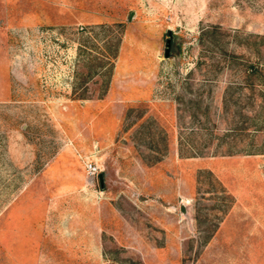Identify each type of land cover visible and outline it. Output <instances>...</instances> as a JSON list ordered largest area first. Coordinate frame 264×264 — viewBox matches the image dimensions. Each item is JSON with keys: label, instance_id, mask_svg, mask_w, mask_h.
<instances>
[{"label": "rangeland", "instance_id": "rangeland-1", "mask_svg": "<svg viewBox=\"0 0 264 264\" xmlns=\"http://www.w3.org/2000/svg\"><path fill=\"white\" fill-rule=\"evenodd\" d=\"M255 64L264 0H0V264H264Z\"/></svg>", "mask_w": 264, "mask_h": 264}, {"label": "trees", "instance_id": "trees-1", "mask_svg": "<svg viewBox=\"0 0 264 264\" xmlns=\"http://www.w3.org/2000/svg\"><path fill=\"white\" fill-rule=\"evenodd\" d=\"M116 55V51H114V53H112V56L114 57ZM249 76L251 78V89L252 90H255L254 88L252 87H256L258 88L259 84L256 85V81H263L264 82V64H255V65H251L249 71ZM264 86V84H263ZM257 90V94L258 96H255L254 98H251V103H253L254 105L256 104V102L259 103L258 106H261L262 109H264V97H262L263 95V89H256ZM261 96V97H260ZM81 98H84V97H81ZM257 116H258V113H257ZM251 119L253 120H256L257 118L254 116L253 118H251V116H246V117H243V120H241V122H239V125H236V127H231L228 129V134L226 136H231L233 135L232 137L235 138L236 136L234 135H237L238 133H243L245 132V130H248V131H251V128L249 129L248 126H251ZM237 133V134H234ZM230 133H233V134H230ZM193 143V142H192ZM190 145V144H189ZM193 146L194 145H190V148H191V152L188 154V156L186 157H192V156H196V155H202L203 152L202 151H199V153L195 152V150L193 149ZM196 147V146H194ZM241 151H244L245 153L247 154H251V150L250 149H237L236 151L235 150H228L226 152H224L225 154H232V153H238V152H241ZM218 152H214V154H217Z\"/></svg>", "mask_w": 264, "mask_h": 264}, {"label": "crops", "instance_id": "crops-1", "mask_svg": "<svg viewBox=\"0 0 264 264\" xmlns=\"http://www.w3.org/2000/svg\"><path fill=\"white\" fill-rule=\"evenodd\" d=\"M25 211V210H24ZM26 211L23 212L24 215H26ZM12 215V213H11ZM22 229V230H21ZM21 229H19V233L21 232L22 234H19L17 236L15 245L19 247H22L23 251H29L30 246L32 245H37L36 249L37 251H43L44 249L42 248L43 246L45 247V250H47V243H46V234L41 233V232H36L33 233V231L29 232L27 229V223L26 221L23 222Z\"/></svg>", "mask_w": 264, "mask_h": 264}, {"label": "water", "instance_id": "water-1", "mask_svg": "<svg viewBox=\"0 0 264 264\" xmlns=\"http://www.w3.org/2000/svg\"><path fill=\"white\" fill-rule=\"evenodd\" d=\"M168 35L171 36L170 30L168 31ZM170 42H171V39H170V37H168L167 42H166L165 56L168 55ZM99 181L101 184L103 183V175L101 173L99 174Z\"/></svg>", "mask_w": 264, "mask_h": 264}, {"label": "built area", "instance_id": "built-area-1", "mask_svg": "<svg viewBox=\"0 0 264 264\" xmlns=\"http://www.w3.org/2000/svg\"><path fill=\"white\" fill-rule=\"evenodd\" d=\"M86 168L90 174H94L96 171V167L93 165V163H88Z\"/></svg>", "mask_w": 264, "mask_h": 264}]
</instances>
